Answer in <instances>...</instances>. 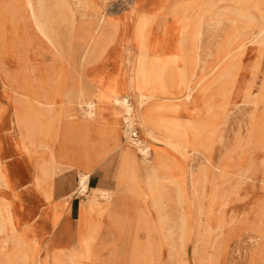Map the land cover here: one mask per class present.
<instances>
[{
	"label": "rangeland",
	"instance_id": "1",
	"mask_svg": "<svg viewBox=\"0 0 264 264\" xmlns=\"http://www.w3.org/2000/svg\"><path fill=\"white\" fill-rule=\"evenodd\" d=\"M145 1L31 0L32 15L21 0H0V126L9 106L34 182L46 174L53 198L56 182L75 176L58 201L35 184L43 213L59 224L62 203L82 196L75 227L63 221L50 235L40 219L26 223L32 206L17 213L1 162L0 264H264V0H167L156 25ZM38 26L55 34L57 53ZM149 31L151 40L163 33L153 56L139 46ZM169 41L182 60L166 70V94L156 79L144 84L141 68ZM84 95L104 112L112 97L130 96L133 138L155 146L169 172L155 181L124 113L92 119ZM141 115L158 134L142 129ZM162 130L186 149L165 144ZM107 159L115 190L80 195L78 171Z\"/></svg>",
	"mask_w": 264,
	"mask_h": 264
},
{
	"label": "crops",
	"instance_id": "2",
	"mask_svg": "<svg viewBox=\"0 0 264 264\" xmlns=\"http://www.w3.org/2000/svg\"><path fill=\"white\" fill-rule=\"evenodd\" d=\"M167 3V0H154L151 3H148L146 0L143 4L144 14L147 15L148 18L152 20V22L156 25L157 15L161 13L164 9V5ZM156 28V27H155ZM136 30V29H135ZM153 31V30H152ZM154 32V31H153ZM153 39H150V31L146 32L147 39L142 43L139 44L144 52H149V48L154 43L157 44L159 40L163 39V33L153 34ZM133 35H138L137 32ZM140 36V35H139ZM134 37V36H133ZM141 38V37H140ZM151 40V41H150ZM152 42V43H151ZM159 56L169 55L170 54V41L166 43L163 48H161ZM146 54V53H145ZM151 55V53H150ZM122 89L120 92L123 94L129 93V86L127 84H123ZM184 94L186 91L184 90ZM2 103H4L2 99ZM105 111V110H104ZM120 114L114 110L113 107H108L106 112H103L101 119L108 120L111 117H119ZM103 124V122H101ZM0 129V155L2 163L5 165V171L7 176V182L9 186H12L13 192L10 193V197L13 201L16 202V211L17 213H21L23 209H26L28 206H32L33 211L31 217L27 219L26 223L31 224L35 223L37 220L40 219L41 228L43 227L50 233V235L58 233L60 230V224L65 221L70 224L72 228L76 225V220L78 217V210H79V201L82 197H78L76 195L69 201L68 205L65 208V212L59 222L54 228L52 225L54 223L55 215H53L52 210H47L43 213V210L47 207L46 201L36 192L34 186L37 183L38 190L43 191L48 190L41 185L39 182L41 178H38L34 182V169L33 166L29 163L26 154L20 149L17 145V136L14 132L13 126V118L11 114L10 107L7 106V110L5 112L4 120L1 124ZM46 151H49L46 150ZM126 151V149H125ZM124 151V153H125ZM114 159V158H113ZM115 169V162H110L109 159L105 161H101L93 171H91V175L88 181V188H100L103 190L113 191L115 190V184L113 180H111L110 176L114 172ZM85 170V169H83ZM82 170V171H83ZM75 187V176H73L70 180L67 181H57L55 184L54 189V198L53 194L51 198L46 199L48 202L58 201L61 197L67 196L71 190ZM7 191H10V188H7ZM52 193V192H51ZM45 195V194H44ZM106 201L111 202V196L107 195ZM63 204V203H62ZM52 206V205H51ZM44 225V226H43ZM105 234V233H103ZM103 237V236H102ZM41 238V237H39Z\"/></svg>",
	"mask_w": 264,
	"mask_h": 264
},
{
	"label": "bare ground",
	"instance_id": "3",
	"mask_svg": "<svg viewBox=\"0 0 264 264\" xmlns=\"http://www.w3.org/2000/svg\"><path fill=\"white\" fill-rule=\"evenodd\" d=\"M21 1L23 2L24 10H26V14L29 13V12H31L32 15H33L34 14V8H33V5H32L31 0H21ZM24 18H25V14H24ZM262 19L264 20V18H262ZM38 30H39L41 36L43 37V39L52 48V50L56 51V53H57L59 51V49H58L59 41H57V38L55 37V34L53 35L50 32V30L46 31L45 29L41 28L40 26H38ZM134 30H135V28H134ZM146 34L147 33H145V35L144 34L140 35V37H141V39L143 41L142 43H144V41L147 39V35ZM167 56L168 57H160L158 55V56H155L156 59H151L150 57H148L150 59V64L145 68V70H144V67L141 68V74L144 75V77H145L144 78V84H147V81L148 80L151 81L153 79H156V81L159 82L160 87H162L164 89V92H166V94H170V90L169 89H167V91H166V82L167 81L164 80V77L166 78L165 73H166V70L169 68V64L175 63V62L177 63V62L181 61L182 60V56L179 53H176V54H173L172 53L171 55H167ZM4 70H5V68H4ZM183 77H185V75ZM145 80H146V82H145ZM183 80H184V78H183ZM152 82L154 83V81H151L148 84H150ZM58 83H60V81H58ZM193 92H194V88L192 86V83L191 84L188 83V85L186 87V94L184 96L185 97V100L188 101L192 97ZM84 97H85V100H86V107L89 109V115H90V117L92 119L98 118V117L101 118L102 117V114L104 112L102 110L103 109L102 106H104V104H101L93 96L84 95ZM53 99H49V104H50V111H49V113L53 112L51 107H53L54 102H52V103L50 102V100H53ZM109 103H110V105L107 106V107H113L114 110L117 111L119 114H121L122 112L124 113L123 117H124V121L126 123L125 133H126V136L128 138V141L132 142L133 144H135L139 148L140 153H142V155L144 156V159L146 160L147 164L153 170V174L155 175L154 176L155 177L154 180L157 181V178L162 173L169 172V166L167 165L166 161L164 160V157L162 156V153L159 154V153L155 152V159L152 157V151H153V149H157V148L155 146H153L152 144L147 143L146 141H148V140L145 139L146 141H140L138 139L136 140V139L133 138V136H136L137 133H136L134 127H133V122H134L135 118L133 116L134 114L132 115L133 109L131 107V98H130V96H118V97L117 96H114V97L111 98V100L109 101ZM107 107L105 106V108H107ZM146 119L147 118L144 117L143 115H141V117L139 118V121L138 122L141 123L142 129L145 130V131H147L148 133L150 132L151 135L158 134L159 130L156 129L150 123H148ZM33 130H34V128H33ZM161 132L166 136L165 137L166 138L165 144L167 143V145H169L171 148L177 149V150H180V151L182 149L183 150L186 149V146H184V144L182 142H179L178 140L167 136L166 135V131H163L162 130ZM48 134H50V133H48ZM48 138L49 137H47V136L45 137V139H48ZM45 149L46 150H48V149L50 150V148H48V146H46ZM103 156H104V154H102V153L99 154V158H102ZM1 162H2V160L0 158V163ZM90 172H91V169H89V168L88 169H85L83 171L82 170H79L78 171L79 177H80V188L78 190V193L80 195H83V194H85V192H87V189H88V181H89V177L91 175ZM0 179H2V176L1 175H0ZM46 179H47V175L44 174L41 177V180L39 182V185H41L42 187H44V185L46 184ZM74 190H76V189H74ZM44 194H45V196L47 198H51V195H52L51 191L44 190ZM107 195H109V194H105L104 197H102V202L103 203L104 202L105 203H108V201H106V198H105V197H107ZM67 202L68 201L63 202L62 206L63 207H66V203ZM0 204H1V202H0ZM90 204H91L90 205V208L93 211H96V210L98 211V209H99L98 207L99 206L96 203H95L96 205L93 204V203H90ZM57 219L58 218L55 216L54 223L52 225V228H54L57 225ZM60 220H59V222H60ZM181 221L183 223L184 218H182ZM62 229H64V228L63 227L60 228V230H59L60 233L62 232ZM86 241H88V240H86ZM85 245H87V244H85ZM69 246L70 247H75L76 244L69 243Z\"/></svg>",
	"mask_w": 264,
	"mask_h": 264
}]
</instances>
